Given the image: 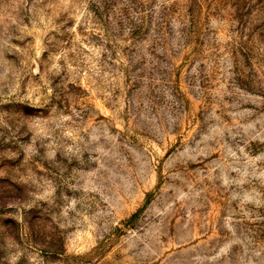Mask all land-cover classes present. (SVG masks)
Segmentation results:
<instances>
[{"label": "rangeland", "instance_id": "obj_1", "mask_svg": "<svg viewBox=\"0 0 264 264\" xmlns=\"http://www.w3.org/2000/svg\"><path fill=\"white\" fill-rule=\"evenodd\" d=\"M0 264H264V0H0Z\"/></svg>", "mask_w": 264, "mask_h": 264}]
</instances>
